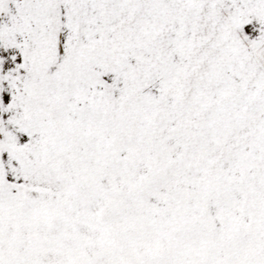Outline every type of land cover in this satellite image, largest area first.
Masks as SVG:
<instances>
[{"label": "snow or ice", "instance_id": "6c2138e0", "mask_svg": "<svg viewBox=\"0 0 264 264\" xmlns=\"http://www.w3.org/2000/svg\"><path fill=\"white\" fill-rule=\"evenodd\" d=\"M0 264H264V0H0Z\"/></svg>", "mask_w": 264, "mask_h": 264}]
</instances>
